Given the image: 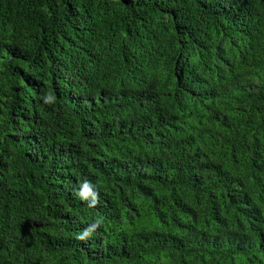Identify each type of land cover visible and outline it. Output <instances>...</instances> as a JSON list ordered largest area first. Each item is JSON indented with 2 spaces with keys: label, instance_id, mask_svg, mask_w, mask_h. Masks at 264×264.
<instances>
[{
  "label": "trees",
  "instance_id": "trees-1",
  "mask_svg": "<svg viewBox=\"0 0 264 264\" xmlns=\"http://www.w3.org/2000/svg\"><path fill=\"white\" fill-rule=\"evenodd\" d=\"M0 264H264V0H0Z\"/></svg>",
  "mask_w": 264,
  "mask_h": 264
},
{
  "label": "clouds",
  "instance_id": "clouds-1",
  "mask_svg": "<svg viewBox=\"0 0 264 264\" xmlns=\"http://www.w3.org/2000/svg\"><path fill=\"white\" fill-rule=\"evenodd\" d=\"M54 97L51 94L45 96L46 102H52ZM100 184L89 179H84L79 187L74 191V195L80 200L87 202L89 208H95L100 202ZM104 224V218L97 216L92 223H90L81 232L77 233L76 238L87 242L96 233V231Z\"/></svg>",
  "mask_w": 264,
  "mask_h": 264
}]
</instances>
